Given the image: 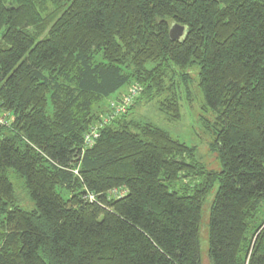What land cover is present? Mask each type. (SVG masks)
<instances>
[{
  "label": "trees",
  "instance_id": "obj_1",
  "mask_svg": "<svg viewBox=\"0 0 264 264\" xmlns=\"http://www.w3.org/2000/svg\"><path fill=\"white\" fill-rule=\"evenodd\" d=\"M190 69L213 117L218 172L130 119L177 95ZM131 84L141 89L131 107L84 148L103 101ZM0 115V264H200L203 202L216 186L211 264H264V0H0Z\"/></svg>",
  "mask_w": 264,
  "mask_h": 264
},
{
  "label": "rangeland",
  "instance_id": "obj_2",
  "mask_svg": "<svg viewBox=\"0 0 264 264\" xmlns=\"http://www.w3.org/2000/svg\"><path fill=\"white\" fill-rule=\"evenodd\" d=\"M187 73L189 79V84L187 86H185L179 78L175 80L178 86V92H175L177 95L166 94L167 96L164 95L162 98L153 102H143L135 108L134 114L130 119L152 123L165 130L172 139L184 143L186 146L195 148L197 160L200 161L207 170L218 172L220 171V165L217 155L211 151L210 145L213 141V134H211L210 128L208 127L213 117L202 108L203 99L197 86V70L193 71V69H190ZM133 86L132 84L127 86L117 94L118 96H115L119 98L127 94ZM113 99L114 97H112L111 100L103 101L102 106L104 111H106L108 107V113L105 115L106 117L110 112L109 101ZM166 101H173V104L177 106L179 120L174 121L172 115L170 116L161 110L160 107L162 103L166 105ZM99 122L100 119L92 126H96ZM92 126H90L89 129ZM7 176L14 187L20 207L23 209H32L33 204L30 202L25 192L23 180L19 178L12 169L7 171ZM216 189L217 186L203 202L202 218L199 228L200 264H211L208 256V222L210 207Z\"/></svg>",
  "mask_w": 264,
  "mask_h": 264
},
{
  "label": "built area",
  "instance_id": "obj_3",
  "mask_svg": "<svg viewBox=\"0 0 264 264\" xmlns=\"http://www.w3.org/2000/svg\"><path fill=\"white\" fill-rule=\"evenodd\" d=\"M141 89L137 86L134 85L127 94L117 98L113 99L112 101H109V109L110 112L106 116H104L100 122L95 126H92L89 131L84 135L83 139V147L84 148H89L92 147L95 143V141L99 138L100 136V131L104 127V125L108 124L112 119L123 115L127 112L128 108L131 107L133 104V101L138 95L140 94ZM7 125V120L0 115V127ZM75 175L77 174V171H74ZM125 195L124 191L122 190H112L109 193V198H121ZM96 195L93 193L87 192L84 196L83 199L89 203H95L96 202Z\"/></svg>",
  "mask_w": 264,
  "mask_h": 264
},
{
  "label": "water",
  "instance_id": "obj_4",
  "mask_svg": "<svg viewBox=\"0 0 264 264\" xmlns=\"http://www.w3.org/2000/svg\"><path fill=\"white\" fill-rule=\"evenodd\" d=\"M184 35V28L173 24L169 30V36L173 40H179Z\"/></svg>",
  "mask_w": 264,
  "mask_h": 264
},
{
  "label": "crops",
  "instance_id": "obj_5",
  "mask_svg": "<svg viewBox=\"0 0 264 264\" xmlns=\"http://www.w3.org/2000/svg\"><path fill=\"white\" fill-rule=\"evenodd\" d=\"M119 93H120V91H119L117 94H119ZM117 94H116V95H117ZM117 96H118V95H117ZM117 96H114V97H117Z\"/></svg>",
  "mask_w": 264,
  "mask_h": 264
}]
</instances>
